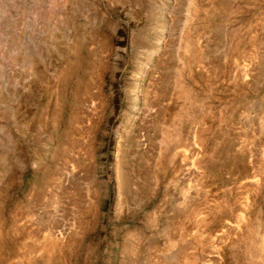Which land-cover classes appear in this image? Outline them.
<instances>
[{"label":"rangeland","instance_id":"1","mask_svg":"<svg viewBox=\"0 0 264 264\" xmlns=\"http://www.w3.org/2000/svg\"><path fill=\"white\" fill-rule=\"evenodd\" d=\"M0 264H264V0H0Z\"/></svg>","mask_w":264,"mask_h":264}]
</instances>
